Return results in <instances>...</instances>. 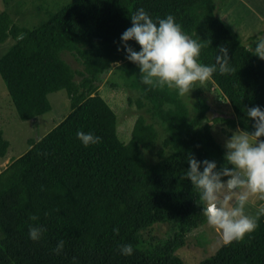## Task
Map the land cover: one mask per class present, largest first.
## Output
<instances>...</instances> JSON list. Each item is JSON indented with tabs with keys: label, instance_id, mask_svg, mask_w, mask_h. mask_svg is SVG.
<instances>
[{
	"label": "trees",
	"instance_id": "obj_1",
	"mask_svg": "<svg viewBox=\"0 0 264 264\" xmlns=\"http://www.w3.org/2000/svg\"><path fill=\"white\" fill-rule=\"evenodd\" d=\"M4 2L0 42L11 38L13 44L0 58V73L19 116L31 120L51 111L48 95L61 89L67 90L71 110L0 172V264H72L73 257L78 264H188L176 251L207 219L198 191L184 178L187 158L214 160L218 168L225 164L226 150L211 120L254 131L246 113L264 108V60L217 14L216 0H71L49 9L48 19L33 28L16 22L20 10L13 6L20 9L33 0ZM140 8L154 20L173 15L186 35L205 44L202 64H215L219 48L228 49L235 72H216L204 85L210 92L215 87L212 92L233 114L210 119L201 84L195 85L191 103L174 89L142 83L139 68L117 50L121 34L132 26L130 16ZM129 43L139 50L135 41ZM66 53L81 68L68 62ZM118 62H123L116 68L119 77L141 92L128 98L130 104L146 109L127 140L119 122L128 110L118 121L109 95L107 101L99 90L104 74ZM158 124L166 134L159 135ZM77 131H92L102 140L85 148ZM9 146L0 130V157ZM166 222L168 235L154 234V227ZM255 222L242 241H223L196 264H264V215ZM32 224L47 229L38 242L28 236ZM60 240L65 247L57 255L53 249ZM122 244H131L133 255L122 256Z\"/></svg>",
	"mask_w": 264,
	"mask_h": 264
},
{
	"label": "clouds",
	"instance_id": "obj_2",
	"mask_svg": "<svg viewBox=\"0 0 264 264\" xmlns=\"http://www.w3.org/2000/svg\"><path fill=\"white\" fill-rule=\"evenodd\" d=\"M130 17L132 26L121 34L117 50L123 51L125 58L139 68L143 84L151 88L174 89L178 96L184 97L197 83L204 84L216 72L221 75L235 72L229 51L223 46L219 48L215 64L200 63L205 44L186 35L173 15L154 20L140 8ZM130 41H135L139 50ZM255 44L248 51L264 60V36L258 37ZM246 114L253 121L254 131L238 130L231 135L224 145L225 164L222 167L218 168L214 160L201 161L189 155V167L184 173V178L190 179L199 193L207 223L220 230L225 244L242 241L255 230V219L244 209L251 196L264 194V140L260 139L264 137V108L251 107ZM76 136L85 148L102 140L92 131H77ZM230 202L235 206L229 208ZM261 215H264V206L258 209L257 218ZM30 219L37 221L38 217L33 215ZM46 231L45 227L32 224L28 236L38 242ZM113 231L119 234V228ZM64 247L65 242L60 240L53 251L60 255ZM118 251L122 256H131L134 248L131 244H122ZM72 264H78L76 257L72 258Z\"/></svg>",
	"mask_w": 264,
	"mask_h": 264
},
{
	"label": "rangeland",
	"instance_id": "obj_3",
	"mask_svg": "<svg viewBox=\"0 0 264 264\" xmlns=\"http://www.w3.org/2000/svg\"><path fill=\"white\" fill-rule=\"evenodd\" d=\"M71 0H33V4L28 2V5H23L22 8H17L15 5L14 10L19 11L20 14L14 15L16 22L26 28H33L45 21L49 17L50 11L59 9ZM218 1L217 14L223 18L227 26L238 35L242 41L254 48L255 41L258 37L264 36V0H216ZM4 0H0L1 9L5 8ZM50 9V11H48ZM10 38L5 43L0 42V58L12 45ZM64 58L73 66L80 67L79 62L71 53H66ZM123 62L114 64L103 76L99 90L102 96L111 100H106L118 115L123 110H128L126 117L121 118L119 122V131L121 138L127 140L135 121L139 114L146 113V109H139L137 103L130 104L129 97H138L140 91L130 86L129 82L119 77L118 68ZM112 82H119L118 85H112ZM205 84V83H204ZM201 84L202 95L207 98L211 105V110L208 112L209 118L213 119L219 116H229L233 114V109L228 102L218 100L217 94L206 89L205 85ZM197 83L196 86H198ZM196 88H193L191 93L186 94L184 97L189 96V102H193L196 97ZM52 104V110L39 116L36 119L24 120L19 116V113L11 99L8 86L0 73V130L3 131L4 138L9 141L5 158L0 157V172L3 171L10 162L26 153L31 147V141L37 140L47 134L50 130L56 127L70 112L71 101L68 96L67 90L61 89L54 91L48 95ZM146 101V100H144ZM147 102V101H146ZM124 116V114H122ZM150 117V114H148ZM210 123L215 125L214 135L217 140L224 146L226 141L231 135L238 130L231 129L227 124L217 123L211 120ZM159 127V128H158ZM159 135L166 134L161 124H158ZM131 138V136H130ZM225 149V147H224ZM226 150V149H225ZM264 194H256L250 197L249 202L245 205V213L255 219L257 217L258 209L264 206ZM235 204L230 202L228 207H234ZM169 225L166 223L157 224L154 227V234L166 237L168 235ZM223 239L220 230L214 229L208 223L200 226L190 233L187 237V242L184 246L180 247L176 254L180 255L188 264H196L201 260L214 254L216 250L222 245Z\"/></svg>",
	"mask_w": 264,
	"mask_h": 264
}]
</instances>
